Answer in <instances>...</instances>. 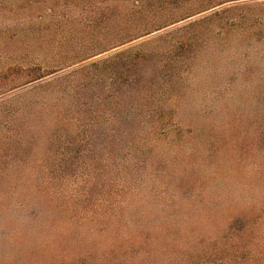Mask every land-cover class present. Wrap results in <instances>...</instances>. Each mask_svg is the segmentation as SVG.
<instances>
[{
	"label": "rangeland",
	"instance_id": "374dc122",
	"mask_svg": "<svg viewBox=\"0 0 264 264\" xmlns=\"http://www.w3.org/2000/svg\"><path fill=\"white\" fill-rule=\"evenodd\" d=\"M246 2L247 20L180 50L179 63L160 68L155 51L139 69L142 76L133 75L134 84L111 86L122 93L150 84L155 105L164 88L175 97L141 124L140 117L123 122L125 129L134 126L132 138L147 162L125 206L95 218L84 214L95 186L90 180L72 195L67 174L83 168L77 152L71 166L51 160L59 178L44 184L43 162L69 122L55 118L67 110L66 101L54 106V89L40 93L43 103L23 120V144L10 139L0 152V264H264V0ZM13 20L5 26L15 27ZM9 55L0 48V65ZM76 67L1 95L0 121L14 104L29 112L23 100L32 86Z\"/></svg>",
	"mask_w": 264,
	"mask_h": 264
},
{
	"label": "trees",
	"instance_id": "16d2710c",
	"mask_svg": "<svg viewBox=\"0 0 264 264\" xmlns=\"http://www.w3.org/2000/svg\"><path fill=\"white\" fill-rule=\"evenodd\" d=\"M246 1L0 0V36L5 34L0 48L10 53L0 65V96L46 74L78 65L55 79L32 86L26 92L30 95L23 100L29 107L43 103L40 93L49 95L54 89L57 96L51 103L57 106L66 101L68 105L60 117H55L69 122V127L60 133L56 148L43 162L47 163L44 184L59 178L56 172L60 168L50 166L51 160L57 157L65 167L71 166L75 162L72 154L77 152L76 161L83 168L67 174L72 195L83 193L90 180L95 186L84 205V214L95 218L113 207L125 206L126 198L137 191L138 168L147 162L139 156L137 139L132 138L134 126L125 129L122 125L138 117L142 122L137 124L147 121L153 113H160L162 109L156 106L161 101L175 97L166 94L164 88L157 92L155 105L156 94L150 84L147 89L122 93L111 86L134 84L133 75L142 76L139 69L156 55L155 51H159L160 68L170 61L179 63L180 50H188L216 28L221 30L247 20L248 15L242 11L249 5ZM14 13L19 14L12 16L15 20L11 17ZM9 19L15 21V27L5 26ZM169 27L173 28L143 39ZM22 39L25 41L14 43ZM109 51L113 52L84 64ZM72 88L73 95L67 98ZM109 102L111 108L107 106ZM124 106L126 112H118V107ZM19 108L15 104L8 107L6 117L0 121V152L10 139L23 144V120L34 115V110L31 107L24 114ZM97 187L100 189L95 191Z\"/></svg>",
	"mask_w": 264,
	"mask_h": 264
}]
</instances>
